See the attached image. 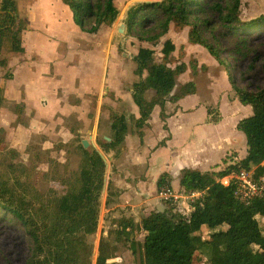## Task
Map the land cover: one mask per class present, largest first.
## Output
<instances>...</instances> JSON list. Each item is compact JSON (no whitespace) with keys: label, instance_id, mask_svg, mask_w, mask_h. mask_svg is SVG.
I'll return each instance as SVG.
<instances>
[{"label":"rangeland","instance_id":"1","mask_svg":"<svg viewBox=\"0 0 264 264\" xmlns=\"http://www.w3.org/2000/svg\"><path fill=\"white\" fill-rule=\"evenodd\" d=\"M18 1L22 16L28 19L29 29L22 36L24 52L8 54L6 65L0 66V186L12 192L14 202L23 203L28 209L34 207V213H50L56 197L74 192L79 166L93 149L103 156L108 168L105 179L112 183V178L122 181L125 171L140 174L136 158L144 156L143 143L140 144L135 134L126 136L123 156L118 163L113 159L112 151L106 152L101 147L112 134L109 127L111 112L124 114L132 127L130 114L136 112L130 91L132 83L138 79L133 73L132 56L140 46L154 49L158 60H162L163 41L170 39L176 46L168 57V65L184 63L186 70L176 77L172 93L189 81L195 82L198 91L196 89L194 97L181 100V105L187 108L172 118L171 125L174 129L182 128L187 132L186 136L194 138L196 147L197 132L205 142L208 141L206 135L228 133L235 120L251 114L250 106L238 101L225 75L247 90L264 85L263 60H258L254 69H248L254 50L264 59V22L229 34L213 12L202 8L191 16V26L170 22L167 32L155 38L162 29L160 15H154L155 20L149 19L143 25L135 24L131 34L126 32L124 22L129 6L152 0H115L118 14L114 23L111 26L103 24L96 33H89L72 21V12L62 0ZM262 14L264 0L241 3L239 18L242 21L253 20ZM121 25H124L123 33L118 31ZM194 25L201 39L217 51L222 66L228 68L224 70L225 75L221 64H215L204 47L187 40ZM152 94L147 91L146 97ZM234 100L238 102L235 104ZM157 109L160 108H156L148 127L149 142L160 139L163 131L160 118L164 114ZM165 109L171 107L166 105ZM206 113L213 123L222 119V125L219 128L200 125ZM83 140L88 146L82 145ZM238 142L236 147L228 150L229 154L222 158L215 171H221L245 156L246 144ZM186 145L190 148L191 140ZM112 164L116 165L117 174H110ZM147 184L148 188L152 187L153 177L148 178ZM174 186L177 187L175 179ZM161 192L149 199L158 198L156 203L164 206L167 203L161 199ZM173 193L185 194L182 188H176ZM193 196L179 198V203L173 202L175 209L188 214L185 204ZM119 211L124 213V210ZM108 213L113 211L106 212L101 201L100 224L96 234L90 237L94 246L91 264H95L100 237L106 235L108 243L117 249L115 257L122 259L121 245L114 240L115 220ZM211 232L203 226L202 239H208ZM145 234L141 231L137 239L142 241ZM30 251L31 242L21 224L10 216L5 218L0 210V264H24ZM205 259L203 254L199 264ZM113 263L133 264L131 261L126 263L125 259Z\"/></svg>","mask_w":264,"mask_h":264},{"label":"trees","instance_id":"2","mask_svg":"<svg viewBox=\"0 0 264 264\" xmlns=\"http://www.w3.org/2000/svg\"><path fill=\"white\" fill-rule=\"evenodd\" d=\"M62 2L71 10L73 22L89 33H96L103 24L111 26L118 14L115 0ZM202 8L213 12L229 34L264 22L263 14L242 21L239 18L241 0H152L129 6L124 21L126 32L131 34L135 24L155 20L154 15L158 14L162 17V29L154 37L159 38L167 32L170 22L191 26V16ZM28 29V19L22 16L19 1L0 0V66L6 65L8 54L24 51L22 36ZM187 40L201 45L223 64L214 47L201 39L196 25L191 27ZM174 50L173 41L166 39L160 48L162 60L157 59L154 49L145 46H140L132 56L133 73L138 79L132 83L130 94L138 116L130 114L131 127L124 114L111 112L110 141L101 144L103 150L112 151L115 158L124 148L127 134H136L140 143L143 142V127L156 104L175 103L196 92L195 82L189 81L172 93L176 77L186 70L184 63L168 65V57ZM260 56L259 51L252 52L249 70L254 69L258 60H263L264 67V59ZM194 70L197 71L195 67ZM228 79L238 101L251 108V114L236 123V129L245 137V156L221 171L181 170L180 186L186 195H194L189 201L192 208L188 214L176 210L171 200L162 199L167 203L163 211L153 209L137 222L125 216L114 219V240L130 252L133 264H199L203 254L206 259L202 264H264V193L245 204L235 196L234 184L223 186L217 181L240 169H254L255 177L264 176V85L247 90L239 87L232 77ZM147 91L153 92L149 98ZM163 144V141L158 143ZM106 168L101 153L93 149L79 166L74 192L56 197L50 213H34V207L28 209L23 203L14 202L12 192L0 186L2 216L18 221L31 242V251L24 264H91L94 246L90 237L98 230ZM113 169L114 164L111 171ZM170 182L168 173L160 174L156 181L157 192L166 186L171 188ZM120 192L109 180L105 206ZM203 226L212 230L208 239L201 237ZM141 231L146 232L142 241L137 239ZM107 238L108 235L100 237L95 264H115L107 262L117 252Z\"/></svg>","mask_w":264,"mask_h":264},{"label":"crops","instance_id":"3","mask_svg":"<svg viewBox=\"0 0 264 264\" xmlns=\"http://www.w3.org/2000/svg\"><path fill=\"white\" fill-rule=\"evenodd\" d=\"M243 1L244 0H241V3ZM22 41H23V38H22ZM175 49H176V46H175ZM13 54H17V53H13ZM212 59L215 64L219 65L218 61L214 57H212ZM219 66L222 67L223 75H225V71H226L225 67L222 65H219ZM224 78L227 79V81H229L226 75ZM195 94H197V92L191 95H187L185 97H194ZM183 98H180L175 103L167 101L162 106L158 104L154 106L150 119L152 118V115H154L156 108H160L157 110H161V112H163L164 114L160 118L161 127L163 128L161 138L156 139L152 142H149V139H148V135H149L148 127L150 126V119H149L148 123L143 127V132H144V135H143L144 138L142 139L143 144L140 143L142 144V154H144V156L141 155L142 159H140L139 157L136 158L137 160L136 165H138L141 168L140 169L141 172L139 175H136L137 173L134 174L131 171L130 172L125 171L123 172L124 178L122 181H117V179L112 178L113 179L112 186L114 188L120 189L121 192L118 196L113 198V201L108 206H105V199H106V187H107V183L109 180L105 179L101 201L103 203V206L106 212L113 211V213H108V214H111L112 218L116 219L121 216L132 217L134 221L137 222L139 220L137 215L143 217V216L148 215L153 209H155L157 205L156 201L158 202L159 199L158 198L149 199V197L158 195L156 181L159 175L162 174L163 172H166L170 175V178H171L170 183H171L172 189L173 190H175L176 188L180 189L182 187L179 184V179L181 175V170L183 168L197 169L200 171H215L220 167L219 164L221 163L222 158H224L225 155L229 154L227 153L228 150L233 149L234 147L237 146V144H239L238 141H240V143L243 142L245 145V137L242 132L236 129V123L238 122V120H235L233 124H231L232 126L228 133H223V132L215 133L216 136H213V137H211L212 133H210L209 136L206 135L208 138V141H205V142L202 141L203 138H202L201 133L197 132V147H196V145H194L195 144L194 138L186 136L187 132H185L182 128L177 127L176 129H174L171 125L172 118L176 115H179L181 112H184L187 108L181 105V100ZM237 102L238 101L234 100L235 104ZM166 105L170 106L171 109L170 110L165 109ZM134 106H135L134 108L136 112L134 116L137 117L138 109L135 104ZM221 121L222 119L217 123L211 122L209 120V115H207L206 113L201 121L202 124L200 125H204V124L206 126L215 125L216 128H219L222 125ZM200 125H197V126H200ZM205 132H207V129L205 130ZM190 140H191L192 145L190 148H188L186 144ZM162 141L164 142V144L158 145V143ZM245 149H246V145H245ZM215 151H216V154L214 153ZM123 152H124V148L121 150V153L116 158L114 157V153L112 152L113 159L116 160L117 163L122 158ZM215 155L217 158H215ZM107 169L108 168H106V171ZM110 171H111V167H110ZM117 173L118 171H116V165H114V169L113 171L110 172V174L113 175ZM149 177H153V184L151 188H148L149 186L147 184V180ZM174 179L176 180L177 187L174 186ZM153 192L155 193L152 194ZM179 196L180 198H185V196H190V195H186L182 193V195H179ZM160 197H161V194H160ZM161 199L163 198L161 197ZM151 200H155V201L150 203L149 201ZM180 203H183V202H180ZM141 208H144V209H141ZM119 210H124V213L120 212ZM103 216H104V213H103ZM101 218L103 219V217ZM103 234L105 235L106 233H103ZM122 250H123L122 259H125L126 263L128 261L132 262L130 252L128 250H124V249ZM110 259L117 260L116 263L122 261L120 257H114Z\"/></svg>","mask_w":264,"mask_h":264},{"label":"built area","instance_id":"4","mask_svg":"<svg viewBox=\"0 0 264 264\" xmlns=\"http://www.w3.org/2000/svg\"><path fill=\"white\" fill-rule=\"evenodd\" d=\"M255 170L240 169L238 172H233L228 175L217 178V181L223 186L234 184V194L242 203H249L253 198L260 197L264 193V176H254ZM161 197L178 202L179 195L174 194L172 189L164 187L161 192ZM186 213L191 211V204H185ZM179 211V210H178ZM181 212V211H180Z\"/></svg>","mask_w":264,"mask_h":264},{"label":"water","instance_id":"5","mask_svg":"<svg viewBox=\"0 0 264 264\" xmlns=\"http://www.w3.org/2000/svg\"><path fill=\"white\" fill-rule=\"evenodd\" d=\"M123 27H124V25H121V27H119L118 31L121 32V33H123ZM107 140L109 141L110 138H107ZM82 145H83L84 147H86V146H88V142H87L86 140H83ZM154 201H155V200H151V201H149V202L152 203V202H154ZM164 208H165V206H163V205H161V204H157L156 207H155V209H157L158 211H163ZM116 261H117V260H115V259L107 260L108 263H113V262H116Z\"/></svg>","mask_w":264,"mask_h":264}]
</instances>
